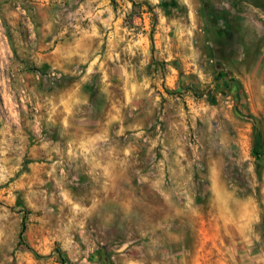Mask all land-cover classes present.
I'll return each instance as SVG.
<instances>
[{"label": "rangeland", "instance_id": "rangeland-1", "mask_svg": "<svg viewBox=\"0 0 264 264\" xmlns=\"http://www.w3.org/2000/svg\"><path fill=\"white\" fill-rule=\"evenodd\" d=\"M0 264H264V0H0Z\"/></svg>", "mask_w": 264, "mask_h": 264}]
</instances>
